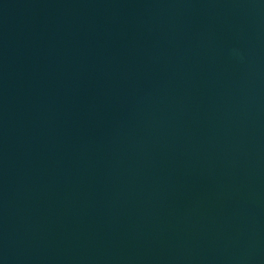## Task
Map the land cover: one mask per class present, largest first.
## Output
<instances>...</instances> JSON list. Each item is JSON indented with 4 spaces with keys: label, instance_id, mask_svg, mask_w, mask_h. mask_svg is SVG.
Masks as SVG:
<instances>
[{
    "label": "water",
    "instance_id": "1",
    "mask_svg": "<svg viewBox=\"0 0 264 264\" xmlns=\"http://www.w3.org/2000/svg\"><path fill=\"white\" fill-rule=\"evenodd\" d=\"M0 264H264V0H0Z\"/></svg>",
    "mask_w": 264,
    "mask_h": 264
}]
</instances>
